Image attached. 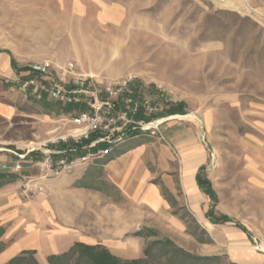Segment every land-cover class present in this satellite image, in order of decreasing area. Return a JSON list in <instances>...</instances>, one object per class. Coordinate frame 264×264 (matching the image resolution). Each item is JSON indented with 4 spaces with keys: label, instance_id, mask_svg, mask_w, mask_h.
I'll return each instance as SVG.
<instances>
[{
    "label": "rangeland",
    "instance_id": "1",
    "mask_svg": "<svg viewBox=\"0 0 264 264\" xmlns=\"http://www.w3.org/2000/svg\"><path fill=\"white\" fill-rule=\"evenodd\" d=\"M245 2L0 0V51L22 68L42 60L74 63L102 85L128 81L141 97H153L160 109L156 119L169 118L170 112L182 115L171 119L193 126L199 135L206 159L201 177L210 180L216 195L214 202L204 199L202 210L231 219L214 228L217 233L241 231L249 247L264 251L259 248L264 247V0ZM14 83L8 97L18 96L17 115L25 116L0 122V142L9 143L7 165L31 142L55 140L74 128L66 111L20 94ZM51 125L59 129L53 135L46 131ZM40 155L35 152L27 161ZM26 165L29 171L23 173L35 176ZM173 215L186 232L169 224L162 232H138L149 237L140 259L145 264H201L191 257L208 253L204 244L211 232L197 226L184 205H176ZM75 252L50 264H91L79 257V249ZM22 258L21 264L36 262L30 255ZM211 258L205 264H234L224 255Z\"/></svg>",
    "mask_w": 264,
    "mask_h": 264
},
{
    "label": "crops",
    "instance_id": "2",
    "mask_svg": "<svg viewBox=\"0 0 264 264\" xmlns=\"http://www.w3.org/2000/svg\"><path fill=\"white\" fill-rule=\"evenodd\" d=\"M7 56L0 51V122L25 116L17 115L18 96L8 97L7 89L16 80L19 86L21 72L12 68ZM170 119L160 126L166 143L132 137L108 157L48 180L43 192L31 199L25 198L20 179L2 176L1 166L11 159L6 155L9 143L1 141L0 264L22 253L38 264H50L51 259L69 255L76 245L102 247L121 261L140 260L149 237L137 232H162L168 224L186 232L185 224L179 225L173 215L176 205H184L191 220L211 232V240L203 246L208 251L205 257L224 255L234 264H264V251L249 247L241 231H215L230 222L211 223L207 209L201 208L207 196L197 175L205 170L206 159L199 135L196 138L193 126ZM47 130L53 135L59 129L51 125ZM156 224L159 227H153Z\"/></svg>",
    "mask_w": 264,
    "mask_h": 264
},
{
    "label": "built area",
    "instance_id": "3",
    "mask_svg": "<svg viewBox=\"0 0 264 264\" xmlns=\"http://www.w3.org/2000/svg\"><path fill=\"white\" fill-rule=\"evenodd\" d=\"M20 74L21 94L61 107L74 127L65 136L26 147L23 154L14 153L18 159L1 166L3 172L19 176L26 197L41 193L42 183L64 172L108 157L138 133L165 141L160 126L171 117L156 119L160 109L153 97H141L128 81L102 85L74 63L54 65L49 60L32 63ZM35 152L41 155L27 161ZM25 164L36 170L35 176L23 173Z\"/></svg>",
    "mask_w": 264,
    "mask_h": 264
},
{
    "label": "trees",
    "instance_id": "4",
    "mask_svg": "<svg viewBox=\"0 0 264 264\" xmlns=\"http://www.w3.org/2000/svg\"><path fill=\"white\" fill-rule=\"evenodd\" d=\"M13 68L18 72L27 71L28 66L25 68L17 69L15 63H13V60L11 62ZM137 86L134 88L137 90ZM171 110V109H170ZM170 112V111H169ZM174 112H170L168 116L174 115ZM3 176V175H2ZM12 179V178H11ZM197 184L200 188V190L208 196L213 202L216 201V195L214 191L212 190L211 183L209 180L202 178L201 175H197ZM207 218L211 223L214 224H221L226 222H231V219L227 216H220L219 218H214L212 212H208ZM238 228L242 229L240 226H237ZM152 232V231H151ZM136 235H139L138 232ZM165 243H170L167 240H164ZM75 248V249H74ZM72 250L70 254H74L76 250L79 249V257L85 256L86 259H88L91 264H145L142 260H134L130 262H123L119 260L118 258L110 255L108 251L102 247L98 246H85V245H76ZM177 252L182 253L186 256V254L181 251L180 249H177ZM147 251V250H146ZM145 251V256H147L148 252ZM76 253V252H75ZM28 255V253H22L20 256L13 258L11 261H9L8 264H21V261L24 260L22 256ZM191 257V256H190ZM61 258V257H60ZM59 259V258H58ZM191 259L198 261L201 264L209 263L211 260H213L211 257H205V258H196L191 257ZM34 262V261H33ZM34 264H38L37 262H34Z\"/></svg>",
    "mask_w": 264,
    "mask_h": 264
},
{
    "label": "bare ground",
    "instance_id": "5",
    "mask_svg": "<svg viewBox=\"0 0 264 264\" xmlns=\"http://www.w3.org/2000/svg\"><path fill=\"white\" fill-rule=\"evenodd\" d=\"M241 2L246 6V2H245V0H241ZM245 6H244V7H245ZM249 10H250V9H249ZM250 11H251V10H250ZM35 145H36L35 143H32V142H31L28 146H29V147H33V146H35Z\"/></svg>",
    "mask_w": 264,
    "mask_h": 264
}]
</instances>
